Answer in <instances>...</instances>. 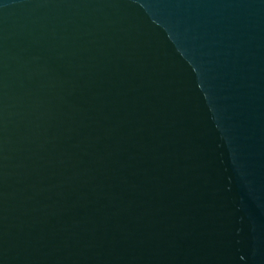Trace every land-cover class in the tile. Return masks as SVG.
Instances as JSON below:
<instances>
[{
    "label": "water",
    "instance_id": "water-1",
    "mask_svg": "<svg viewBox=\"0 0 264 264\" xmlns=\"http://www.w3.org/2000/svg\"><path fill=\"white\" fill-rule=\"evenodd\" d=\"M0 264H264V0H0Z\"/></svg>",
    "mask_w": 264,
    "mask_h": 264
}]
</instances>
